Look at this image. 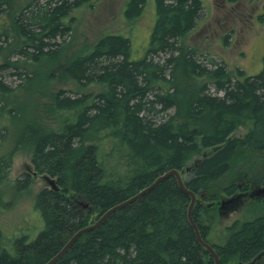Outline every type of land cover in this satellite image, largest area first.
<instances>
[{
	"label": "trees",
	"instance_id": "trees-1",
	"mask_svg": "<svg viewBox=\"0 0 264 264\" xmlns=\"http://www.w3.org/2000/svg\"><path fill=\"white\" fill-rule=\"evenodd\" d=\"M87 1L32 0L12 26L0 28L1 41L16 32L14 52L20 58L14 65L26 70L23 84L14 90L0 74V122L4 116L22 119L23 112L9 103L13 94L31 81L42 84L56 75L54 69L36 78L40 74L34 77L28 65L58 61L63 52L58 39L70 30L65 19ZM146 1L128 0L126 16L142 15ZM155 3L157 17L142 58H131L128 36L106 34L60 62L59 71L78 87L95 84L100 90L53 93L45 113L22 122V137L1 152L0 181L9 174L14 151L28 145L30 167L54 177L60 189L46 187L36 196L45 226L35 240L23 236L10 244L0 229V264H45L92 223L93 214L98 219L171 169L181 170L183 177L192 173L185 183L201 198L193 217L222 264L251 262L264 253V214L234 220L219 238L212 233L221 195L215 183L248 156L264 157V66L257 74L233 71L225 60H204L187 45L203 12L202 0ZM11 4L0 0V13ZM9 59L0 63V71L9 67ZM240 125L250 126L248 135L233 137ZM8 132L7 125L0 127L1 145ZM32 177L25 172L17 188H27ZM238 189L230 184L221 191L233 196ZM190 202L176 178L168 177L80 236L55 264H214L189 222Z\"/></svg>",
	"mask_w": 264,
	"mask_h": 264
},
{
	"label": "rangeland",
	"instance_id": "rangeland-1",
	"mask_svg": "<svg viewBox=\"0 0 264 264\" xmlns=\"http://www.w3.org/2000/svg\"><path fill=\"white\" fill-rule=\"evenodd\" d=\"M31 1L12 0L11 6H7L6 11L0 13V28L4 25L12 26L14 18ZM127 1L88 0L71 10L65 19L69 22L70 30L66 36L58 39L63 46L58 61L54 63L55 60L52 58L36 65H28V70L34 77L36 72L40 74L36 78L45 77L54 69L56 75L51 80L44 79L42 84L39 81H31L20 93L13 94V98L10 97V105L14 101V105L23 112V116L22 119L13 120L8 119V116L2 117L0 127L7 125L9 132L5 136L4 145L0 143V154L22 137L24 131L22 122L31 119L33 115L37 117L38 113H45L43 108L53 93L60 89L81 93H97L100 90L95 84H89L84 88L78 87L72 79L59 71L60 62H66L71 57L84 52L106 34L128 36L132 44V59H140L145 55L157 17L156 3L155 0H147L142 15L131 20L125 14ZM202 1L204 5L202 15L197 26L189 34L187 45L196 49L204 60L207 57H215L218 60H225L233 71L242 68L247 74L259 73L264 66V0ZM10 33L9 38L3 37L4 41L0 38L1 48L7 49L6 53L0 50V63L10 58L9 67L0 71V74L14 90L20 89L26 70L21 63L19 70L15 68L14 62L20 56L14 52L18 46L15 39L16 32L13 35L11 31ZM18 72L20 74H17ZM36 89L37 94H35ZM47 119L45 122L48 121L51 127L57 126L56 121L49 122ZM249 131L250 126L240 125L232 136L244 138ZM27 146L19 147L14 151L9 174L0 181V229L10 240V244L23 236H27L29 242L35 240L45 226L43 217L36 208V196L42 189L49 187V184L44 178L45 174H33L34 169L30 167L32 154ZM199 159L200 157L196 160ZM193 164L194 161L189 165L190 169ZM25 172L32 174L31 183L25 189H18L17 181ZM190 176H192L190 170L186 171L184 177ZM230 184H237L240 187L236 193L242 191V185H247L251 190L264 184V157L259 154L248 156L238 163L231 174L215 183L216 190L221 192L219 200L231 197L221 191ZM217 209L212 233L219 238L224 227L234 220H251L263 215L264 200L247 197L237 207L227 211L222 212L218 207ZM96 219L97 214H93L89 223H93ZM237 263L239 262L233 264Z\"/></svg>",
	"mask_w": 264,
	"mask_h": 264
},
{
	"label": "water",
	"instance_id": "water-1",
	"mask_svg": "<svg viewBox=\"0 0 264 264\" xmlns=\"http://www.w3.org/2000/svg\"><path fill=\"white\" fill-rule=\"evenodd\" d=\"M36 173V172H34ZM174 176L180 186V188L187 194L190 195L191 197V202H190V206H189V210H188V219L190 224L192 225L197 239L199 241V243L201 245H203L210 253V255L213 257L214 260V264H222V261L220 259L219 254L217 253V251L215 250V248L208 243L201 235L200 229L198 224L196 223L194 217H193V209L196 205V203L201 200V198L192 190H190L186 183H185V179L183 177V173L181 170L178 169H171L165 173H163L162 175L158 176L155 181H153L150 185H148L147 187H145L144 189H142L141 191H139L138 193H136L135 195H133L132 197H130L129 199L116 204L114 206H112L111 208H109L106 212H104L102 215L99 216V218L94 221L93 223L79 229L77 232L74 233V235L69 239V241L62 247V249L54 256L52 257L48 262H46L45 264H55L68 250L69 248L73 245V243L83 234L90 232L92 230L97 229L99 226H101L114 212L122 209L123 207L131 204L132 202L138 200L139 198H141L144 194L148 193L150 190H152L153 188H155L161 181H163L164 179ZM45 180L48 182V184L50 185L51 188H53L54 190H59V186L56 183V179L52 176L49 175H44ZM251 198H254L255 196H259V195H264V187L259 188V189H254L251 190L250 192H243L241 194H238L237 196H232L229 197L227 199H222L220 200V206H219V210L221 211L222 209H224L226 207L227 204H230L234 201H236L239 197L245 196L247 195ZM87 204H84V207H87ZM209 206H211V204H209ZM237 264H243V263H237Z\"/></svg>",
	"mask_w": 264,
	"mask_h": 264
},
{
	"label": "flooded vegetation",
	"instance_id": "flooded-vegetation-1",
	"mask_svg": "<svg viewBox=\"0 0 264 264\" xmlns=\"http://www.w3.org/2000/svg\"><path fill=\"white\" fill-rule=\"evenodd\" d=\"M33 174H35L34 172H33ZM262 187H264V184H262V185H260V186H256V187H254V188H252L251 190H254V189H259V188H262ZM251 190H249V191H240V192H238V193H236L235 195H233V196H237L238 194H241V193H243V192H250ZM232 197V196H231ZM247 197H249L248 196V194L247 195H245V196H242V197H239L236 201H234V202H232V203H230V204H227L226 205V207L224 208V209H222L221 211L222 212H224V210L225 211H227L228 209H231V208H234V207H237L240 203H242V201L244 200V199H246ZM229 198V197H228ZM251 198V197H250ZM255 199H257V200H264V195H259V196H255L254 197ZM253 198V199H254ZM261 198V199H260ZM220 200L217 202L218 203V207L220 206ZM239 263H243V264H264V253H262L261 255H259L256 259H254V260H252L251 262H239Z\"/></svg>",
	"mask_w": 264,
	"mask_h": 264
}]
</instances>
